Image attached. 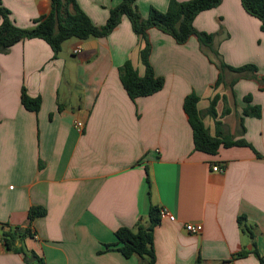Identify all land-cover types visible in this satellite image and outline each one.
<instances>
[{"label": "crops", "instance_id": "crops-1", "mask_svg": "<svg viewBox=\"0 0 264 264\" xmlns=\"http://www.w3.org/2000/svg\"><path fill=\"white\" fill-rule=\"evenodd\" d=\"M76 1L101 26L122 0ZM2 2L22 28L51 11V0ZM169 2L136 0V6L145 17L151 7L165 12ZM194 26L215 35L227 65L257 71H227V83L240 77L235 86L214 89L219 70L210 51L194 36L181 45L153 28L150 62L165 84L132 100L119 69L127 60L140 75L144 68L126 16L106 37L65 41L57 57L39 38L0 54V264H27L23 254L7 250L9 230H28L17 245L44 264H141L116 249L115 233L147 226L152 206L176 218L161 219L154 229L156 264H261L253 242L264 258V32L241 0H222ZM23 89L41 98L37 113L23 106ZM191 93L202 112L215 94L226 96L231 112L221 115L223 101L216 107L221 129L250 146L221 147L215 155L197 151L184 110ZM247 105L259 106L261 116L241 123ZM206 118L214 135L215 120L209 126ZM32 207L46 215L29 223ZM190 223L203 231L187 232Z\"/></svg>", "mask_w": 264, "mask_h": 264}, {"label": "trees", "instance_id": "trees-1", "mask_svg": "<svg viewBox=\"0 0 264 264\" xmlns=\"http://www.w3.org/2000/svg\"><path fill=\"white\" fill-rule=\"evenodd\" d=\"M221 2L222 0H188L185 2L170 0L165 12L151 7L147 16L144 17L136 6V0H122L118 6L110 10L106 23L97 26L80 8L76 0H51V11L49 14L35 20L32 27L22 28L16 24L10 10L0 0V54L8 52L12 46L20 41L39 38L50 45L54 52V57H57L65 41L69 39L88 40L106 37L118 27L123 17L126 16L138 37L139 61L144 68V74L140 75L132 61L127 60L119 69L122 85L132 100L153 95L162 90L165 84L164 79L155 74L150 62L152 45L148 35L153 28L170 35L181 45L186 44L191 37H196L201 47L210 51L209 60L219 70L214 89L220 86L233 88L240 77L227 83L225 80L227 71L240 75L247 72L255 73L257 71L256 66L245 65L236 68L227 65L219 51L214 47L215 35L200 32L194 26V20L201 12L215 8ZM241 3L248 14L259 19L261 29L264 32V0H241ZM244 100L249 103L251 96H246ZM219 101L224 102L222 116H226L231 112L226 105V96L215 94L206 112L199 110L200 98L196 94L191 93L185 98L184 110L193 130L195 149L215 155L221 147L250 146L244 138L235 140L221 129L222 122L217 120L218 113L216 110ZM21 102L25 109L29 111L37 113L40 110L41 98L29 96L26 89L22 90ZM207 115H210L215 120L216 132L214 135L209 133L204 123V117ZM260 116L261 108L259 106L247 105L243 108L240 116L241 123H243L244 117L259 118ZM160 212L161 210L157 206H152L149 211V224L141 226L136 231L125 227L119 228L115 233L117 241L114 246L116 249L126 258L132 256L142 258L143 262L141 264H156L153 241L154 229L161 220ZM45 215L46 210L44 208L32 207L28 213L29 223ZM241 220L243 219L239 220L242 223ZM246 230L254 238L250 228H246ZM27 235H29L28 230L23 233H20L19 230L4 232L3 240L7 250L23 254L27 264H44L42 258L35 252L18 247L17 240L23 241ZM253 247V253L260 263L264 264V258L256 250L254 242ZM246 255L247 253L245 252L241 253V256Z\"/></svg>", "mask_w": 264, "mask_h": 264}, {"label": "built area", "instance_id": "built-area-1", "mask_svg": "<svg viewBox=\"0 0 264 264\" xmlns=\"http://www.w3.org/2000/svg\"><path fill=\"white\" fill-rule=\"evenodd\" d=\"M80 51V49H77L75 51V53H78ZM77 128L82 129L83 127V123L79 122L76 124ZM220 168H214V171H219ZM160 218L161 219H165L168 218L170 221H175V216L171 215L170 213H168L166 210H162L160 212ZM185 229L187 230V232L192 233V234H200L203 231V226L202 224H187L185 226Z\"/></svg>", "mask_w": 264, "mask_h": 264}, {"label": "rangeland", "instance_id": "rangeland-1", "mask_svg": "<svg viewBox=\"0 0 264 264\" xmlns=\"http://www.w3.org/2000/svg\"><path fill=\"white\" fill-rule=\"evenodd\" d=\"M224 103V102H223ZM224 109V108H223ZM220 110V109H219ZM223 112V111H222ZM222 115V114H221ZM207 117V118H206ZM205 118H206V124L207 125H209V126H213V125H215L214 124V120H213V118L210 116V115H208V116H205ZM234 117H230L229 118V120H231V119H233ZM205 121V120H204Z\"/></svg>", "mask_w": 264, "mask_h": 264}]
</instances>
